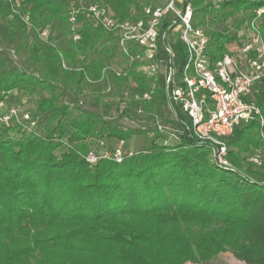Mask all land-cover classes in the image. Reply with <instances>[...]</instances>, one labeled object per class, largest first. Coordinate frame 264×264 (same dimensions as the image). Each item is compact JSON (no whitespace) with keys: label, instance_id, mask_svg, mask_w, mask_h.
Instances as JSON below:
<instances>
[{"label":"trees","instance_id":"obj_1","mask_svg":"<svg viewBox=\"0 0 264 264\" xmlns=\"http://www.w3.org/2000/svg\"><path fill=\"white\" fill-rule=\"evenodd\" d=\"M17 1L13 13L0 0V104L11 92H45L37 110L47 127L44 136L38 133L37 114H30L37 122L32 132L0 123V264H182L224 252L244 264H264V160L256 166L243 156L264 148L258 122L240 125L224 139L233 170L218 167L189 117L169 104L165 76L137 72V61L125 76L104 71L117 56V38L80 15V40L70 39L69 7L78 0ZM99 1L124 21L140 18L144 6L161 0ZM188 2L194 25L209 39L211 63L240 41L241 26L264 7V0ZM236 15L242 18L233 22V33L217 28ZM258 26L264 43V14ZM46 28L49 38L43 41ZM165 44L160 38L156 61L169 66ZM169 44L178 80L186 49L179 41ZM87 80L110 85L120 102L132 82L128 110L111 117L99 98L94 110H84L78 97ZM255 87L249 98L264 116V79ZM136 104L145 126L123 127L120 120ZM163 105L172 116L163 124L178 141L173 147L157 142L162 136L155 119ZM148 134V151L125 154L120 162L87 161L101 138L122 143ZM63 140L67 149L57 155Z\"/></svg>","mask_w":264,"mask_h":264},{"label":"built area","instance_id":"obj_2","mask_svg":"<svg viewBox=\"0 0 264 264\" xmlns=\"http://www.w3.org/2000/svg\"><path fill=\"white\" fill-rule=\"evenodd\" d=\"M4 1L11 4L13 13H17L16 9L19 7L17 0ZM222 1L212 0V3L218 5ZM176 3H181L182 8L177 9ZM140 14L141 17L138 19L119 21L106 7L96 2L73 3L68 13L70 39L74 43L80 40L78 33L80 15L89 26L103 29L116 36L119 52L128 62V70H132L133 64L141 60V72H148L153 77L160 63L156 61L160 38L164 42L169 41L173 44L179 41L183 44L186 59L178 80L171 45L169 42L165 44V50L170 56L165 75L169 104L179 105L183 113L189 117L193 134L209 144L212 162L218 167L233 170L226 158L227 147L224 139L230 137L235 128L253 120L257 121L259 136L264 141V116L249 98L253 88L264 79V43L258 26V20L264 14V7L255 10L254 17L244 24V29L238 35L240 47L237 54L226 53L214 63H211L207 53L209 39L194 25L193 8L188 0H161L158 5L143 7ZM22 21L30 26L26 16ZM164 24H168L166 32H162ZM45 36L47 31L42 30L40 38ZM133 49L140 52L132 54ZM106 70L112 71L118 77L127 74V70L117 72L112 68H106L104 71ZM19 113L17 109L9 110L0 116V123L6 127L12 122L22 126L20 120L28 123L29 126L22 127L32 132L35 127L33 119L27 113L20 114L19 118ZM124 155L122 150L117 148L110 158L120 162ZM87 161L94 163L96 156L90 154ZM248 161L259 166L262 159L256 156L248 158Z\"/></svg>","mask_w":264,"mask_h":264},{"label":"rangeland","instance_id":"obj_3","mask_svg":"<svg viewBox=\"0 0 264 264\" xmlns=\"http://www.w3.org/2000/svg\"><path fill=\"white\" fill-rule=\"evenodd\" d=\"M79 1L83 3H95L96 2L99 5L104 6L99 0H78L77 2ZM154 5H158V3H155ZM175 7L177 9H181L182 4L176 3ZM241 18H242L241 16L236 15L233 18L229 19L225 25H220L217 28L220 31L221 30L223 31L226 29L227 31H229V33H233L234 32L233 22L240 20ZM83 22H86V21H84L83 19ZM78 24H79L78 25V29H79L81 24L79 22ZM242 29H244V25L241 26L240 31ZM45 30L47 31V36L41 37L43 41H47L49 38L48 28H46ZM240 31H238V35H240ZM168 42L169 41H166V43ZM239 47H240V41L238 43L228 46L227 53L236 55L237 54L236 52L238 51ZM107 66L108 68H112L116 70L117 72H126L128 68V62L121 56L118 50L117 56L113 60H111ZM63 67L66 68V65H63ZM141 67H142V61L138 60L136 67L134 69L137 72H141ZM167 69H168L167 60L160 61L156 74L165 76ZM141 73L147 75L148 77H153L149 75L148 72L146 73L141 72ZM130 87H132V82L129 81L128 86L124 88V91L122 92V94H120L121 99H122V102H120V99L116 98L115 93L110 90V85L105 87L104 84L101 82V80H99V82H92L90 80H87V84H85L84 86L80 88L81 92L78 97V100H79V103L82 104V108L84 110H94L95 108L93 106L94 101L96 98H99L103 104L108 105L109 116L116 117L118 115H121L124 110L125 111L128 110L126 103L131 102L130 90H129ZM254 89H257V88L254 87ZM47 96L48 95L42 91H39L38 94L32 95V96L25 95L22 93L11 92L9 93L5 102L0 104V114L4 115L11 109H17L20 112L19 118H21L20 114H23V113H27L29 116L30 114H37V116L40 118L38 121V129H39L38 133L44 136L45 127H47V123L45 122V117L42 116V114H40L39 111L37 110V105L40 99L47 97ZM69 97L70 96H68V98L66 97L65 100L67 101ZM133 103H135V101ZM160 111H161V114L156 117L155 123L156 125L161 127L160 134L162 138L158 140L157 142L164 146L173 147L177 144L178 141L172 135L171 129L167 125L163 124V122L171 120L172 116H171L170 110L166 105H163ZM74 115L75 113H72L71 116H74ZM128 115L131 118H128ZM145 118H146V115L139 110V106L136 104L135 107L131 110V112L125 113L124 117H122V119L120 120V124L125 128H134L137 125L145 126V122H146ZM33 121L35 122L34 128H36L37 122L35 119ZM19 122L22 123V126L23 125L29 126L28 123L25 124L20 120ZM13 123L14 122L11 123L8 130L13 129L12 128ZM10 134H11V131H10ZM152 140H153V135L151 134L144 135V136H134L128 141L122 142V143L116 140L104 137L97 141L93 149V154L96 156V158L97 157L104 158L107 156L110 157L112 153L114 152V150L117 148H120L124 154L145 152L150 149ZM63 142H64L63 146L56 151L57 155L63 153L67 149L66 140H63ZM243 156L246 158L260 156L262 160H264V148L260 149L259 151L252 150L249 153L244 154ZM182 264H244V263L237 261L230 252H224V253L218 254L217 256L205 262L194 263L191 261H185Z\"/></svg>","mask_w":264,"mask_h":264}]
</instances>
